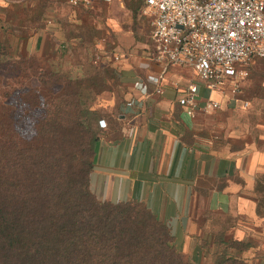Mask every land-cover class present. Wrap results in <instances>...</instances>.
Listing matches in <instances>:
<instances>
[{"label":"trees","instance_id":"trees-1","mask_svg":"<svg viewBox=\"0 0 264 264\" xmlns=\"http://www.w3.org/2000/svg\"><path fill=\"white\" fill-rule=\"evenodd\" d=\"M57 77L48 75L50 84H59ZM18 92L24 109L0 105V264H196L146 206L103 201L92 191L100 121L109 112L88 107L81 92ZM36 110L41 115L32 119ZM262 190L264 176L256 185L258 215ZM227 230L199 240L204 254L213 264H256L246 255L258 256L260 245Z\"/></svg>","mask_w":264,"mask_h":264},{"label":"crops","instance_id":"crops-1","mask_svg":"<svg viewBox=\"0 0 264 264\" xmlns=\"http://www.w3.org/2000/svg\"><path fill=\"white\" fill-rule=\"evenodd\" d=\"M58 31L52 36L41 32L28 41V48L42 52L50 38L64 41ZM113 58L127 60L124 54ZM115 69L123 95L120 102L106 106L110 118L101 128L91 175L97 197L146 206L168 225L175 246L188 255L189 240L196 235L190 231L191 213L198 201L209 210L242 218L243 224L230 234L235 239L264 237L256 193L257 181L264 176V123L257 124L258 130L247 118L237 119L236 109H244L240 100L210 91L190 68L167 70L161 93L153 79L164 66L154 58L150 71ZM190 83L199 86L200 108L193 117L178 102ZM209 100L219 102L220 108L204 111ZM254 133L259 138L252 139Z\"/></svg>","mask_w":264,"mask_h":264},{"label":"rangeland","instance_id":"rangeland-1","mask_svg":"<svg viewBox=\"0 0 264 264\" xmlns=\"http://www.w3.org/2000/svg\"><path fill=\"white\" fill-rule=\"evenodd\" d=\"M153 21L154 15L141 0H94L90 8H71L50 0H0V95L3 96H0V105L24 109L15 98L19 90L38 88L55 97L66 89L74 94L83 93L85 104L105 115L109 102L122 100L123 88L115 73L116 66L150 71L155 55L151 38ZM44 31L50 36L58 31L64 41L50 38L42 52H32L28 41ZM3 53L8 56H1ZM116 53L124 54L127 60H114ZM174 68L179 67L170 66L167 70ZM242 69L248 76L241 82L242 89L236 99L240 100V107L242 100H249L251 104L247 109L238 107L236 118H247L256 129L257 124L264 123V60L257 59ZM50 74H56L60 83L50 84ZM40 78L48 80L47 84ZM31 112L37 114L32 113L34 119L42 110ZM102 119L108 121L107 117ZM97 124L92 128L99 135ZM252 137L259 138L255 133ZM260 196L264 199V190ZM191 219L190 231L196 235L189 240L190 257L196 264L214 261L211 253L204 254L205 249L199 248V240L211 242V236L224 228H228L226 236H230L233 227L243 224L239 221L242 218L209 210L202 201L194 203ZM252 239L260 245L259 255L253 254L258 258L254 261L264 264V237Z\"/></svg>","mask_w":264,"mask_h":264},{"label":"built area","instance_id":"built-area-1","mask_svg":"<svg viewBox=\"0 0 264 264\" xmlns=\"http://www.w3.org/2000/svg\"><path fill=\"white\" fill-rule=\"evenodd\" d=\"M50 1L71 8L93 6V0ZM144 5L154 15V61L164 66L153 79L159 93L167 68L173 66L192 69L211 91L236 99L241 80L248 76L242 67L264 60V0H144ZM198 98L197 83H190L179 97L188 116H195L200 108ZM242 104L249 107L248 102ZM219 108L214 100L202 107L204 111ZM106 126L101 120L100 127Z\"/></svg>","mask_w":264,"mask_h":264}]
</instances>
